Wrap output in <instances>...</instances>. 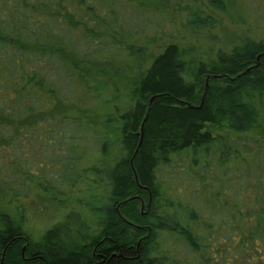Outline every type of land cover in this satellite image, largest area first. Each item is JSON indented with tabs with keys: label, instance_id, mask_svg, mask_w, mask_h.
I'll return each instance as SVG.
<instances>
[{
	"label": "trees",
	"instance_id": "obj_1",
	"mask_svg": "<svg viewBox=\"0 0 264 264\" xmlns=\"http://www.w3.org/2000/svg\"><path fill=\"white\" fill-rule=\"evenodd\" d=\"M198 1L0 0V264H264V29L207 60L137 39ZM203 1L191 29L235 18Z\"/></svg>",
	"mask_w": 264,
	"mask_h": 264
},
{
	"label": "rangeland",
	"instance_id": "obj_2",
	"mask_svg": "<svg viewBox=\"0 0 264 264\" xmlns=\"http://www.w3.org/2000/svg\"><path fill=\"white\" fill-rule=\"evenodd\" d=\"M191 6H201L209 11L208 8H205L207 5L203 0L195 3H180V5L173 3L168 11H166L169 15L163 25V29L166 32H149L144 37L137 38L138 42H150L146 45L149 46L151 52L155 53L159 49L160 42H168L167 40L174 41L183 48L191 49L194 53L193 55L207 60L209 57H215L216 52L220 49L229 51L251 38H256L264 29V0H237L234 9L235 18L227 14L218 15L215 12V16L218 17L216 26L206 29H191L188 26V19L191 16ZM237 14L242 17H238ZM87 80L84 85L86 94H82L83 101L88 102L96 108L98 99L95 98V95L99 91L102 92L101 94L107 95L110 90H107V88H97V84L101 83L104 79H94L89 75ZM256 104L260 111V126L255 130L254 134L264 140V93L257 98ZM52 147L53 145L45 146V155L47 159L52 160L54 165L58 166L57 164H59L61 166L59 159L63 157L61 156L62 152L49 151ZM89 154L94 153L91 152ZM184 171L180 172L181 176H186ZM36 227V235H38L44 228L43 221H38Z\"/></svg>",
	"mask_w": 264,
	"mask_h": 264
},
{
	"label": "water",
	"instance_id": "obj_3",
	"mask_svg": "<svg viewBox=\"0 0 264 264\" xmlns=\"http://www.w3.org/2000/svg\"><path fill=\"white\" fill-rule=\"evenodd\" d=\"M261 56H262V55H259L258 58H257V59H258V64L260 63V58H261ZM249 69H250V68H249ZM249 69H248V70H249ZM207 86H208V82H207L206 87H207ZM154 99H155V96H153V97L151 98V100H150V103H149V110H148L147 115H146V117H145V119H144V121H143V123H142V125H141L142 136H143V132H144V125H145V122H146V120H147V118H148L149 111H150V108H151V105H152ZM139 146H140V144H139ZM138 148H139V147H138ZM138 148H137V151H138ZM137 151H136V152H137ZM136 179L138 180L137 174H136ZM26 247H27V244L24 246L23 251L26 250Z\"/></svg>",
	"mask_w": 264,
	"mask_h": 264
}]
</instances>
